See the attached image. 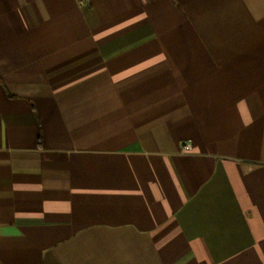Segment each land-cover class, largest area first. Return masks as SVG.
<instances>
[{
  "label": "crops",
  "instance_id": "1",
  "mask_svg": "<svg viewBox=\"0 0 264 264\" xmlns=\"http://www.w3.org/2000/svg\"><path fill=\"white\" fill-rule=\"evenodd\" d=\"M0 264H264V0H0Z\"/></svg>",
  "mask_w": 264,
  "mask_h": 264
},
{
  "label": "built area",
  "instance_id": "2",
  "mask_svg": "<svg viewBox=\"0 0 264 264\" xmlns=\"http://www.w3.org/2000/svg\"><path fill=\"white\" fill-rule=\"evenodd\" d=\"M184 148H186V149H189V148H190V146H189V145H185V146H184Z\"/></svg>",
  "mask_w": 264,
  "mask_h": 264
}]
</instances>
